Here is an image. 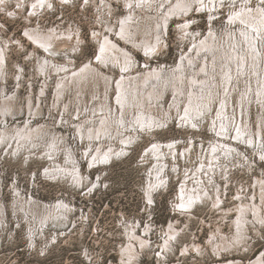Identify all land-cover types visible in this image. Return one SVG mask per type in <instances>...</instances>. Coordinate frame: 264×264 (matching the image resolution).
<instances>
[{
    "label": "rangeland",
    "instance_id": "rangeland-1",
    "mask_svg": "<svg viewBox=\"0 0 264 264\" xmlns=\"http://www.w3.org/2000/svg\"><path fill=\"white\" fill-rule=\"evenodd\" d=\"M49 1L48 4H40L38 0L0 2V52L5 48L3 66L7 73V80L0 76V83L7 87L8 97L19 95L24 101L32 96L37 100L33 110L40 113L34 118L25 111L20 112L15 117L8 116L5 124L12 127L19 124L23 129L30 119L33 132L42 125L55 126L58 134L67 136L65 141L59 136L62 140L58 147L65 142L64 148L68 149L57 152L52 158L47 154L54 142L52 136L41 140L42 146L31 145L18 152V141L9 143L0 139V264H122V251L130 242L138 244L132 264H221L232 260L249 264L258 258L264 251V223L249 216L251 222L246 236L243 241H236L235 236L240 232L232 222L238 214L223 217L211 200H195L190 212L181 206L180 193L182 187L190 190L198 184L203 189L208 188L214 196L219 190L223 209L238 204L235 196L239 191L245 202L255 195L254 179L264 176V98L260 99L256 91L259 83L248 78L250 72L247 76L242 75L244 82L237 80L227 85L228 88L221 86L216 93L213 91L214 103L193 117L194 124L185 122L183 115L180 116L181 107L185 108L183 103L177 109L172 106L175 94L168 88L158 109L161 112L167 109L166 113L170 111L171 114L166 117L156 115L161 120L149 128V132L148 128L139 127L140 130L129 133L131 136L125 135L126 143L116 142L119 148L121 146V152L105 154V157L97 151L101 141L97 134H94L97 145L88 146L79 127L72 125L73 121L80 125L83 116L82 120L92 116L99 121L102 116L96 112L99 103L90 109V116H85L86 109L81 114L78 105H73L71 110L64 109L74 100V95L70 97L66 93L63 102L58 103L55 100L58 78L53 76L46 81L40 67L45 64L44 58L64 64L70 57L76 66L97 58L99 42L95 35L101 31L103 35L108 32L106 36L112 35V41L133 54L134 70L145 72L157 66L171 68L180 63L183 53H190L194 47L192 39L195 38L185 39L187 36L182 33L180 24L189 21L191 36L204 39L212 31L223 36L231 26L240 30L235 28V23L231 25L230 16L239 11L242 4L255 10L264 9V0H220L217 4L211 3V7L201 5V0H191L193 5L188 12L182 11L183 15L172 17L169 14L178 0L173 3L165 0L163 12L158 14L159 21L163 17L167 19L158 27L160 40L156 42L155 35L150 44L141 47L125 42L116 32L107 29L109 23L116 25L114 29L119 31L120 21L130 14L129 0H106L107 4L102 0ZM210 2L207 0V5ZM135 12L145 16L144 10ZM31 28L47 34L51 30L68 32L71 38L75 37L72 42L58 40L51 49L30 38L27 30ZM137 31L141 37L142 29ZM158 44V51L152 54ZM151 45L153 48L148 50ZM260 45L263 49L264 35ZM112 69L116 70V77L120 70L113 66ZM45 81L48 86L44 93ZM154 81L159 85L155 78ZM114 87L110 95L115 100L118 94ZM247 91L249 96L245 95ZM244 95L246 98L242 99ZM218 97L223 99L219 102ZM4 108L0 96V111ZM220 111L230 113V120L226 114L220 119V114L216 115ZM215 120L221 124L229 123L228 137L221 136L219 129L215 131ZM242 123L252 139H235ZM99 126L100 123H96L95 130ZM90 130L91 127L85 134ZM30 132L26 131V135ZM229 132L233 133L232 138ZM216 139L233 147L225 148V154L219 148L222 161H217V167L212 169L206 164ZM171 140L177 142V150L168 149L166 157L157 158L152 152L153 146L157 141L167 144ZM54 143L57 144V140ZM78 165L81 177L77 178L61 167L75 170ZM60 202L65 204L60 206ZM172 223L178 231L175 236L170 235L171 238L168 233ZM134 234L143 236L147 243L133 241L134 237L130 236ZM167 239L169 244L163 248ZM233 241L231 247L228 243ZM187 245L188 249H185Z\"/></svg>",
    "mask_w": 264,
    "mask_h": 264
},
{
    "label": "bare ground",
    "instance_id": "bare-ground-1",
    "mask_svg": "<svg viewBox=\"0 0 264 264\" xmlns=\"http://www.w3.org/2000/svg\"><path fill=\"white\" fill-rule=\"evenodd\" d=\"M102 1L104 2V4H107L106 0ZM174 1L175 0H172L171 3H173ZM201 1H203L201 5L204 4L205 6L211 7V3L217 4V2H219L220 0H211L210 4L208 5L207 0ZM158 2L160 3L158 4ZM38 3L48 4L50 3V1L38 0ZM165 4V0H143V2L142 0H129L127 2V6H130V14L128 17H123L120 21L122 26L119 31L117 32V29H114L116 25L110 26L109 23L107 24V29L109 31L116 32V35L119 36L122 40H124L125 42H130L137 47H141L147 43L150 44L151 39H153L155 35L157 36L155 41L158 42L160 40L158 27L161 26V22L163 20L165 23L167 20L165 19V17H163V20L159 21L160 15L158 14H161L163 12ZM192 5L193 2H191V0H178L177 6L169 14V16L172 17L173 15H183L184 12H188ZM242 5L244 6H242L239 11H236L230 16L231 25L235 23V28L239 27L240 30L237 31V29H234L231 26V28L228 29L223 36H220L219 33L215 31H212L210 35L204 39H202V37H197L196 35L191 36L190 34L192 33L189 29V21H186V23L184 24H180L182 33L187 36L185 39H188V37L190 39L195 38V40L192 39L194 47L190 53H187L186 55H184L183 53L180 63L175 64V66L171 68H168V66H157L154 68V70L148 68L147 70H145V72L134 70L135 62L133 54L129 52L127 48L121 47L117 43V41H112V35L106 36L108 32L103 35L100 31L99 34L95 35V38L99 42V55L96 56L97 58L88 59L80 66H76V64H74L75 61L70 57L64 64H57L55 63L56 60L54 59L44 58L43 60L45 64L43 67H40L41 75L46 79V81L52 79L53 76L58 78L55 90V100L57 99L58 103L62 101V99H64V94L68 93L70 94V97L71 94L74 95V100H71L69 105L67 103L64 106V109L71 110L73 105H78V110H81V114L83 113V110L86 109L84 110L86 111L84 113H86L85 116H87L90 113V109L95 106L94 104L99 103V108H97L96 112L102 115L99 116L100 122L97 121L95 117L89 115L90 117H88L86 120H82L84 116L79 120L82 121L80 125H76L74 121L72 125L79 127V133L84 136L86 140H88L87 142H89L88 146H91L92 143L94 145H97L96 142H94L96 139L94 138V134H97V139L99 138L101 140L99 148L97 150L100 151V154H103L104 156L105 154L106 156H110L112 152L119 153L121 152L119 151L121 150V146L119 148L116 145V142L121 144L126 143V140L124 138L125 135L131 133L132 131H137L139 127H141L142 129L148 128L149 132V128L157 125L158 121L161 120L157 116L163 115V117H166L168 114H171L170 111L166 113L167 109H164V111L162 112L158 109L159 103L162 101L168 88H170L172 90V93L175 94L172 106H175V108L177 109L179 108L181 103H183V106L185 108L181 107L180 116L183 115V120L185 122H190V124H194L193 117H197L205 106H211L214 103L216 97L213 96V91H215L216 93L217 89L221 86H224V88H228V86L233 82H236L237 80H243L242 75L246 74L247 76L249 72L250 73L248 78L259 83V86L256 87V91L259 94L260 99L263 100L264 48H261L260 39L264 35V9L263 7H259L257 10H255L254 8L248 7V4ZM109 6L111 7V5ZM137 9L144 10L145 16L142 15L141 17V14L136 13L135 11ZM154 10H156L155 14L151 15V13H154ZM138 29H142L143 31L141 32V37L138 36ZM50 32L51 33L47 34L37 28H31L27 30V34L31 39H33L41 46H48V48H51L55 45V43H58V40L63 42H72L75 37L74 36L73 38H71L72 35H70L71 33L68 34V32L58 33L56 30H51ZM159 45L160 44H158L157 47L153 49L152 54L158 51ZM152 48L153 46L147 49L150 50ZM203 52H205V54H202ZM146 53L148 52L146 51ZM4 58L5 48H3L0 52V76L2 79L7 78V73L5 72L6 69L3 66ZM112 66L120 70V73H118L116 77L114 76L116 75V70L112 69ZM106 68L108 69V71ZM110 69H112V71H110ZM154 78L159 82L158 84L161 85L160 87L159 85L155 84ZM46 81L43 85L45 89H43L42 92L47 89L46 87L48 86L49 81ZM1 83V103L5 108L3 111H0V139L6 140L9 143L13 141L15 143L16 141H18V144L16 146L18 152L20 150H23L24 148L31 147V145L33 147L39 145L42 146L41 140L45 139L46 136H52L54 142L57 140V144H55L54 142L51 143V149H49V151L47 152V154L52 158L57 154V152L67 149V147L64 148V146L66 145L65 142H62L58 147L59 142L62 140L59 136L63 138V141H65V138L67 136L65 137L63 134H58L56 128H54L55 126L53 127L42 125L37 127V129L33 132L31 130L32 123L29 121L30 119L27 120V123L23 127V129H21L22 127L19 124L16 125V127L5 124L8 116L15 117L20 112L25 111V114L28 113L30 117L32 116L34 118L39 117L40 113L36 112L37 110H33L34 104H36L37 102L36 99H34L30 95L24 101L23 99H20L19 95L14 96L11 94L10 97H8L9 93L7 87L2 86ZM102 84L104 87H101ZM114 86H116L117 90L115 92H117L118 94L115 100L110 95V91L115 88ZM88 94L90 97L88 96ZM245 95H248V91L245 93ZM245 95L242 99L246 98ZM221 98L222 97H218L219 102L221 101ZM16 102H19L20 104L17 105ZM13 103L16 106H13ZM54 104L57 103H55L54 101ZM225 114L228 116L229 121L230 113L228 112L226 113L220 111L216 115H219L218 117L221 119L225 116ZM79 116L81 115L79 114L78 117ZM96 123L97 125L100 123V126L97 130H95ZM228 125L221 124V122L219 123L217 120H215V131H218L219 129V134L221 136L228 137ZM89 127H91L90 132H88V134H85L86 130H88ZM23 130H30L31 132L30 134L26 135V131ZM16 132H18V134H16ZM129 136L131 135L129 134ZM230 136L232 138L233 133H230ZM248 137L251 138V134L248 133V129H246L245 124L242 123L235 135V139L243 138L245 141ZM33 140L35 141L33 142ZM106 143L109 144L106 145ZM176 145L177 142L172 140L168 141L167 144L157 141V143L153 146L152 152H154V155L157 158L163 159L164 157H166L168 149H172L173 151L177 150ZM228 147L232 148L233 146L231 144L227 145L226 142L216 139L212 151L209 154L210 161L206 165L210 166L212 169H214V167H217V161H222L218 150L222 149L225 154L227 152L225 148ZM94 159L95 158L93 157V160ZM63 166L61 167L62 169L64 168L66 169V171H68L67 174L69 173L76 178L81 177V173L78 168L79 165L76 166L77 169L75 170H71L68 169V167ZM254 180L257 186L255 190L256 193H254L255 195L252 196L251 200L245 202L243 199V195L239 191L238 195L235 196L236 198H238L235 203L238 202V204H236L233 208L223 209V206H221L223 198L220 196V191L217 190L214 196V194H212L208 190V188L203 189L201 184H198L197 187H195L194 185L190 190L186 189V187H182L180 189V193L182 195L181 200H183L181 206L190 211L195 200H200L202 202H208L211 200L214 205L213 207L221 210V212L223 213V217L227 218V216L230 214H238L239 217L236 218L235 222H232L233 225L239 230L238 232H240V234H237L235 236V240L243 241L242 239H244V237L246 236V232L249 229V222H251L249 216H255L258 221L264 223V176L256 177ZM18 196L19 195H17V197ZM258 201L260 202L258 203ZM64 204L65 202H60L58 205L63 206ZM60 209H62V207ZM190 215L192 216L191 213ZM57 221H59V219ZM61 225L62 224H60V226ZM177 231L178 230L175 229L172 223L170 225V233H167L169 234V236L171 235L173 237L176 235ZM242 232H244V234H242ZM130 237H134L133 241H137L140 244L147 243L146 239L143 236H139L138 234H134V236ZM168 239L166 243H164L163 248L169 244ZM234 241L229 242L228 244L233 247V243H235ZM193 245L196 246L195 243ZM137 247V243L135 244V242H130V244L123 249V257L121 259L122 264L133 263V260L136 256L135 252ZM185 249H188V245ZM223 263L224 262H222L221 264ZM238 263H240V261L232 260L224 264ZM249 264H264V251L255 260H253L252 262L249 261Z\"/></svg>",
    "mask_w": 264,
    "mask_h": 264
},
{
    "label": "snow or ice",
    "instance_id": "snow-or-ice-1",
    "mask_svg": "<svg viewBox=\"0 0 264 264\" xmlns=\"http://www.w3.org/2000/svg\"><path fill=\"white\" fill-rule=\"evenodd\" d=\"M0 2H2V0H0ZM35 7V5H33ZM9 15H11V13H9Z\"/></svg>",
    "mask_w": 264,
    "mask_h": 264
}]
</instances>
